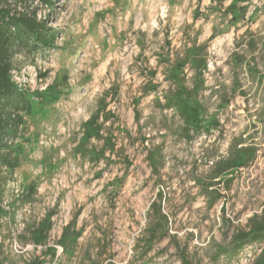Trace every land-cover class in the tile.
<instances>
[{"label": "clouds", "instance_id": "1", "mask_svg": "<svg viewBox=\"0 0 264 264\" xmlns=\"http://www.w3.org/2000/svg\"><path fill=\"white\" fill-rule=\"evenodd\" d=\"M153 3L155 8L147 19L141 16L134 25L128 23L131 13L125 15L122 11L123 0H59L58 5L53 0L38 13L47 28L59 33L51 48L52 77L38 83L35 69L28 64L19 70L17 79L23 80L32 93L38 90L28 125L30 133L20 141V164L30 176L41 174L44 179L41 191L47 197L45 207L56 225V239L40 247L53 246L58 255L64 254V264H139L132 249L148 228L145 213L158 192L171 194L174 190L177 200L188 199L194 212L199 209L198 215L205 214L206 204L211 206L210 219L218 231L206 232L204 239L197 241L201 264H215L212 257L222 247L232 254L230 264H264V245L254 250L250 243L256 235L253 227L264 223V49L256 53L235 49L248 55V64H252L251 56H256L259 75L231 60L227 65L223 60L211 62L223 67L224 75L218 76L220 82L214 89L219 91L210 97L195 89L190 79L182 83L183 77L165 80L158 75L157 87L138 105V120L133 119L131 112H124L123 107L113 108L120 120L104 123L101 119L100 139L93 132L96 117L108 115L102 107L104 93L117 79L110 74L99 84L100 69L118 72L120 81L136 80L134 70L132 80L124 71L127 61L119 48L121 29L146 30L149 37L156 30L163 43L164 25L174 22L185 9L190 15V3L195 7V0ZM222 3L224 8L235 5L238 22L229 25V15L221 25L213 16L209 28L212 24L226 28L238 42L255 35L264 43V0ZM216 4L217 0H203L201 10ZM182 19L191 23L187 16ZM202 22L203 17L198 23ZM232 51L229 48V55ZM35 63L42 65L43 61L37 57ZM188 76H192L191 71ZM136 92L133 84L131 94ZM225 93L230 103L221 106ZM115 123L125 131L115 134L113 149L103 137L114 131L108 125ZM126 132L131 136H126ZM144 136L148 137L147 144ZM34 155L39 159H32ZM126 159L131 161L130 166ZM208 184H214L216 191H209ZM138 197L145 198L143 206L136 203ZM113 205L115 212L110 207ZM221 208L226 209L227 223H221ZM130 209H135L134 219L140 220L139 226L134 225L131 230L125 226L119 242L106 244L108 237L101 226L104 218L127 216ZM246 242L247 247H239ZM113 251L120 252L114 260ZM38 255L33 243L27 247L5 243L0 249V262L27 264Z\"/></svg>", "mask_w": 264, "mask_h": 264}, {"label": "rangeland", "instance_id": "2", "mask_svg": "<svg viewBox=\"0 0 264 264\" xmlns=\"http://www.w3.org/2000/svg\"><path fill=\"white\" fill-rule=\"evenodd\" d=\"M55 2L57 5L59 4V0H55ZM9 4L12 11L15 12H22L29 15L31 11H34L37 21H41L38 19V13L47 5L41 0H12ZM202 6L203 0H195V7H192L191 3L189 5L191 9L190 15L188 9H185L174 22L170 20L169 23L165 24L162 37L163 43L158 39L161 36L159 31L154 30L151 37H149L146 30L136 29L133 31L131 28L121 29L119 48L127 61L124 71L128 73V80H132L134 70L136 73V80L132 83L120 81L118 72L110 73L104 68L100 69L97 76L99 84H103L105 82V77L110 74L117 77V79L112 82L111 89L106 90L104 93L102 105H105L104 110L109 114L107 115L109 116L108 120L105 123H108L109 120L118 122L121 116L117 111H113V108L120 109L121 107H123L124 112H131L133 114V119L138 120V105L145 99L148 93L147 86L149 84H155L158 75L163 76L165 80H169V72L177 66L178 61L184 59L187 50L192 46L196 49L199 48V53H201V56L206 60V69L201 72L204 80V88L201 92L208 93L209 97L219 91L218 88L214 89V85L220 82L218 76L222 77L224 75V68L219 66L218 63L211 62L223 60L224 65H227L229 60H231L236 65H243L246 70H255L259 75V66L256 63V56L252 55V64H248V55H245L243 51L237 52L235 49H247L250 53H256L258 50L264 49V43L255 35L248 40L241 39L238 42L235 37L229 35L226 28L220 29L216 24H212L209 28V21L213 19V16L223 25L229 13H226L223 3L220 0H217L215 7L209 5L204 8L203 11L201 10ZM154 8L155 4L153 0H123L122 11L125 15L131 13L128 23L134 25L136 20L141 16L146 20L149 13L153 11ZM185 16L191 21L190 24L182 19ZM201 17H203V22L198 23ZM51 18V14H49L48 19ZM41 22L46 26V21ZM234 22L238 21H234L233 18L228 20L229 25ZM54 32L56 34V39L59 33L57 30H54ZM129 33H131V35H129ZM177 37L178 39H176ZM181 41H185L186 43L181 44ZM177 44H181V46L176 47ZM52 46L42 47L38 51H34V53L24 52L13 57V70L15 69V71L12 70V76L13 80L18 84V87L31 92L30 87L26 85L23 80L17 79L19 70L28 64H30V68L35 69V80L38 83L52 77L53 69L50 66L54 59L51 51ZM56 47L58 48L59 45H56ZM229 48L233 49L230 55ZM226 55L228 59H224ZM150 56L156 59L152 60ZM37 57L42 59V65H37L35 63ZM261 59L264 60V57H261ZM188 60L189 63H187L183 71L179 74V80L183 77L182 83H186L190 79L192 84H194L196 69L193 65L191 66L190 63L192 56H190ZM210 63L212 70H210ZM153 64H155L156 67H153ZM189 71L192 72L191 77L188 76ZM29 78L31 79L32 77ZM261 79H264V77H261ZM133 84H136L137 88L135 95L131 94ZM210 89H214V91L210 92ZM37 95L38 90L35 93V96ZM241 95H245V93H241ZM109 96H111L110 100L108 99ZM233 98L235 97L233 96ZM225 103H230L227 99V93L221 98V106ZM245 104H247V100H245ZM132 105H136L137 107H132ZM35 107L36 102L34 103L32 113L23 118L24 122L18 133V138L13 142V148H17L20 159L22 155V144L20 141L26 134L30 133L28 125L35 111ZM108 127L114 129V131L109 132L106 137L111 139L115 149L116 144L113 137L116 133L125 131V129L120 127L119 123L109 124ZM138 131H143V129L138 128ZM125 134L128 137L131 136L130 133L126 132ZM103 139L105 141V137H103ZM143 141L147 144L148 137L144 136ZM129 142L132 143L131 140H129ZM135 142L139 143L140 141L136 140ZM32 159H39V157L34 155ZM126 163H128L129 166L131 165V161L127 159ZM231 179H234V177L231 176ZM157 182H159V179ZM44 183L45 181L42 179L41 174L30 176L22 168L21 164L12 172L0 168V206L5 210V214L0 217V249L5 246V243L9 246L17 244L23 247H27L29 243H32L28 229L35 227L43 216L49 212V209L45 207L47 197L41 191ZM29 184H33L36 188L33 193L27 192ZM213 188L215 189V186H213ZM159 193H161V199H159ZM156 196L157 199L153 202L160 201L162 212L163 214L166 213L165 215L168 217L169 235L161 240H153L150 244V249L144 251L147 245L145 243L147 232L145 231L142 237L137 238V243L132 249L134 258H139V264H180L179 259L183 254L193 262L201 264L200 260L197 259L199 255V244H197V241H202L206 232L211 234L212 231H218L215 229L214 225H212V220L210 219L212 215L211 206L206 204L205 214L198 215L199 209L194 212L188 199L183 200V202L177 200L174 195V190L171 194H166L162 190L158 192ZM136 203L143 206L145 198L138 197ZM193 203H195L194 200ZM56 207L58 208V205H56ZM110 207H112L113 212H115V206L113 205ZM150 211L151 209L145 213L148 224L152 222ZM128 212L129 214L127 216L104 218V223L101 226L104 227V234L108 237L106 244L111 245L113 241L119 242L121 231L125 226L129 230H131L134 225L139 226L140 220L134 219L135 209H130ZM225 212V208L220 209L221 223H227V220L224 218ZM100 219L99 217L97 218L96 222L98 224ZM81 228V235H83L84 227L82 226ZM185 229H188V231H185ZM181 233H183L182 236L180 235ZM56 235V225L52 222V227L48 232L45 243H48L50 240H55ZM213 239H215V237H213ZM181 240L183 244H181ZM35 246L40 255L35 256L34 259L28 261L27 264L33 260H42V264H64V254L58 255L57 250L56 256L51 259L47 251V248L51 245L47 248L40 247V245ZM253 246L254 250L258 248V245L253 244ZM253 254H255V252ZM118 255H120L119 251H113L111 253L113 260ZM231 259L232 256H220L213 261L215 264H230ZM129 264H131V261H129Z\"/></svg>", "mask_w": 264, "mask_h": 264}, {"label": "trees", "instance_id": "3", "mask_svg": "<svg viewBox=\"0 0 264 264\" xmlns=\"http://www.w3.org/2000/svg\"><path fill=\"white\" fill-rule=\"evenodd\" d=\"M10 1L12 0H0V168L12 172L20 166L21 160L17 148H13V142L18 138V133L24 122L23 118L32 113L34 103L36 102L35 93L18 87V84L13 80V57L24 52L34 53V51H38L42 47L52 46L55 42L56 34L53 29L47 28L43 22L35 19L34 11H31L29 15L12 11L9 4ZM41 1L47 5L53 3L52 0ZM225 11L231 15L234 21L239 20V13L234 4L225 8ZM190 56H192L191 66L193 65L196 69L193 87L201 92L204 88L201 72L206 69V60L199 53V48L190 47L184 59L177 62V66L169 72L168 77L172 80H179V74L189 63L188 58ZM147 87V91L149 92L156 88V85L149 84ZM102 107L104 109L105 105H102ZM108 117H96L97 127L93 129V132L97 139L102 138L100 133L103 130V124L99 122L103 119L105 123ZM105 144L111 145L114 149V144L110 138L105 137ZM229 179H231V176ZM219 182L221 181H216V183ZM213 186L214 184H208L206 187L209 191L215 192L216 190ZM35 189L33 184H29L27 192L33 193ZM159 199H161V193H159ZM3 214H5V210L0 206V217ZM150 214L152 222L148 224V228L146 229L147 237L145 238V243L147 245L144 251L150 249V244L153 240H161L169 235L168 217L163 214L160 201L152 202ZM51 227L52 220L49 211L35 227L28 229L32 243L35 245L44 244ZM252 231L256 235L253 236L250 243L258 245V247L264 245V223L254 226ZM61 239H63V236H61ZM56 242L58 243L59 241ZM247 244L248 242L239 247H246ZM47 251L51 259L56 256V249L53 246L48 247ZM220 256L231 257L232 254L227 247H222L220 251L214 254L213 260L215 261ZM179 261L180 264H199L193 262L183 254L180 256ZM42 263V260H33L29 264Z\"/></svg>", "mask_w": 264, "mask_h": 264}]
</instances>
